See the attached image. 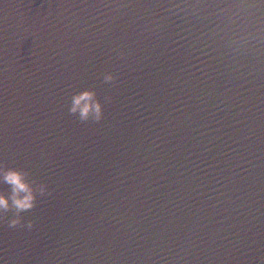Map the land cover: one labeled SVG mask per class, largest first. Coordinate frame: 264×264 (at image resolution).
Here are the masks:
<instances>
[{
    "label": "water",
    "instance_id": "95a60500",
    "mask_svg": "<svg viewBox=\"0 0 264 264\" xmlns=\"http://www.w3.org/2000/svg\"><path fill=\"white\" fill-rule=\"evenodd\" d=\"M0 163V264H264V0H0Z\"/></svg>",
    "mask_w": 264,
    "mask_h": 264
},
{
    "label": "clouds",
    "instance_id": "9594fccd",
    "mask_svg": "<svg viewBox=\"0 0 264 264\" xmlns=\"http://www.w3.org/2000/svg\"><path fill=\"white\" fill-rule=\"evenodd\" d=\"M121 56L125 53L121 52ZM106 83H111L116 79L112 72L103 75ZM104 101L98 97L95 89H84L76 92L70 101L69 112L81 121L99 122L104 118ZM0 185H6L7 191L0 190V216L13 213L9 221V226L15 228L23 222V214L36 208L38 198L49 195V186L43 182H35L30 179L29 173L25 169L8 167L0 163ZM29 229L34 227V223L29 221Z\"/></svg>",
    "mask_w": 264,
    "mask_h": 264
}]
</instances>
